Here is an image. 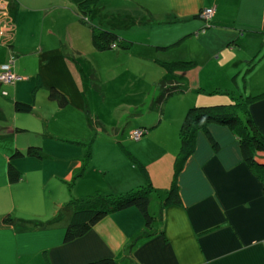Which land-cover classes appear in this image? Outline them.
I'll return each mask as SVG.
<instances>
[{"label": "crops", "instance_id": "crops-1", "mask_svg": "<svg viewBox=\"0 0 264 264\" xmlns=\"http://www.w3.org/2000/svg\"><path fill=\"white\" fill-rule=\"evenodd\" d=\"M160 1L130 0L116 15L93 12L90 21L120 36L129 30L150 32L162 23L175 25L176 36L153 42L150 34V43L143 44L148 50L137 55L161 66L172 59L192 61L170 71L163 66L167 73L160 78L179 83L190 98L169 95L151 120L139 117L141 112L133 117L134 128L145 129L138 140L130 138L134 128L123 134L118 125L113 135L99 133L94 141L85 127L86 74L79 62L84 52H98L91 29L76 24L78 28L64 33L55 27L54 17L48 19L51 12L40 16L17 2H1L7 17L13 16L14 30L7 45L0 36V72L15 55V79L0 82V264H82L101 258L116 264H264V183L226 126L206 127L216 149L204 130H197L176 179L179 203L163 205L190 103H228L237 93L243 97L264 91V0ZM207 7L215 13L205 26L197 15ZM75 34L84 40L82 47ZM115 47L106 51H117ZM249 75L256 78L254 84ZM51 89L57 91L55 97ZM61 96L66 99L62 106ZM15 102L30 105V112L16 111ZM248 108L264 135V97ZM83 143H90L91 154L81 171ZM30 146L40 147L41 156L11 157ZM257 154L264 159V151ZM9 163L20 175L16 182L8 178ZM148 187L154 189L151 228L131 206L108 213L84 236L63 241L71 216L66 205L72 199ZM145 229L152 235L140 238Z\"/></svg>", "mask_w": 264, "mask_h": 264}, {"label": "trees", "instance_id": "trees-1", "mask_svg": "<svg viewBox=\"0 0 264 264\" xmlns=\"http://www.w3.org/2000/svg\"><path fill=\"white\" fill-rule=\"evenodd\" d=\"M70 1L77 7L78 13L80 14V20L90 26L91 42L96 51L104 52L115 46L123 50L130 48L131 42L115 31L92 24L90 18L98 0ZM200 12L197 16H200ZM207 25H209V23ZM191 62L192 61L187 60H175L163 62L162 65L170 71L173 69L186 68L190 66ZM156 88L160 90V93L154 101L159 107L169 95L180 90L182 87L171 81L161 80L156 83ZM56 94L57 91L51 89L50 96L55 97ZM243 97L244 98L241 101H236L234 99L229 103H218L213 105L193 104L186 110L179 130L180 146L179 151L174 158L172 182L167 191V196L163 205L179 203L176 179L186 158L191 153L197 130H204L212 147L214 149L218 147L217 143L206 129L207 125L212 123L229 128L239 143V148L244 160L250 166L254 174L264 183V162L261 160V156L257 154L258 150L264 151V135L258 130L248 108L250 103L264 97V91L255 95L248 93ZM58 103L60 106L64 105L66 103L65 97L61 96ZM14 107L16 111L21 112H30L31 110L30 105L21 102H15ZM140 112V109L130 111L129 117L139 116ZM83 144L86 151L81 171L86 170L91 154L89 149L90 143ZM40 153V147L30 146L25 152L15 150L11 157L24 155H35L40 157ZM7 174L11 182L19 180L20 175L11 163L8 165ZM153 190L152 187L140 188L118 195H106L96 192L84 198L72 199L66 205L71 208V216L64 231L63 241L70 242L84 236L94 224L104 218L108 213L126 209L131 206L136 207L141 212L145 219L146 228H151L155 215L149 210V197ZM9 219L10 218L8 217L5 218V221H8ZM150 235H152V233H149L145 229L140 238ZM82 264L116 263L112 258H101Z\"/></svg>", "mask_w": 264, "mask_h": 264}, {"label": "rangeland", "instance_id": "rangeland-1", "mask_svg": "<svg viewBox=\"0 0 264 264\" xmlns=\"http://www.w3.org/2000/svg\"><path fill=\"white\" fill-rule=\"evenodd\" d=\"M129 1L130 0H98L94 7V12L101 16L111 17L116 15L117 11L122 6V8H125V6L129 4ZM1 2L9 5L17 2L21 6H26L28 12H34L40 16L51 12L48 15V19L54 17L55 27L59 28L64 33H68L69 30L74 31L75 28H78L76 24H85V26L90 28L87 23H83L80 20L78 9L70 0H0V4ZM159 5H162L161 1ZM8 12L11 14L9 8ZM11 17L13 18V16ZM11 17L8 19L12 24L13 19ZM92 24L96 25V23ZM69 26H71V29ZM150 34L151 38H153V42L154 38L164 39L168 42L169 38H173L178 34V30L175 25L164 23L157 28H153L150 32L129 30L126 36H121L131 42L132 50H130V52H124L128 50L115 47L117 51L95 52V54L86 51L82 54L79 62L82 64V69L86 74L85 97L87 100V108L85 113V127L90 134L91 140L94 141V139L100 135H113V128L118 125L121 128L120 132L124 130L123 134L132 130L136 121L133 117H129V111L134 110L136 104H139L138 108L142 109L141 116L139 117L146 120H151L156 110L158 109L159 111L156 102H152L155 96L154 92L157 89L155 84L161 80V73L167 72L160 63L152 58H145L143 55L138 57L137 55V52L141 54L140 49L148 50L147 46H143V44L146 45L150 43ZM75 36V40L78 41L79 46L82 47L84 40L76 34ZM12 39L13 37L10 39L6 38V45L10 43ZM122 52L123 54H127L129 58L123 56ZM166 53L170 54L171 52L167 51ZM14 56L15 55H10L9 61L13 62L15 59ZM175 60L183 59H172L170 61ZM248 78L249 82L254 84L256 78L250 75ZM211 84L214 85L217 83L213 81ZM240 84V88L242 89L243 81H241ZM183 90L184 87L171 95L184 94L185 96L183 95V97L190 98L189 92L183 93ZM159 93L160 90L156 94L155 99ZM236 97H228L226 100L229 103L234 99L238 101L244 98L241 97L239 93H237ZM192 105L190 103L189 107ZM157 119L158 114H156V120ZM91 125L94 126V129L91 128Z\"/></svg>", "mask_w": 264, "mask_h": 264}, {"label": "built area", "instance_id": "built-area-1", "mask_svg": "<svg viewBox=\"0 0 264 264\" xmlns=\"http://www.w3.org/2000/svg\"><path fill=\"white\" fill-rule=\"evenodd\" d=\"M215 13L214 7H207L201 10L200 17L205 21L206 25L210 22V19ZM4 8L0 5V36L3 38V40L7 41L6 38L10 39L11 34L14 28V24L12 21L8 19ZM205 25V26H206ZM204 31V28L201 29V32ZM12 61H8L5 65L2 66V71L0 72V82H6L11 81L15 79V75L11 72V65ZM145 129L142 127L134 128L130 132V138L134 140H138L143 136Z\"/></svg>", "mask_w": 264, "mask_h": 264}]
</instances>
